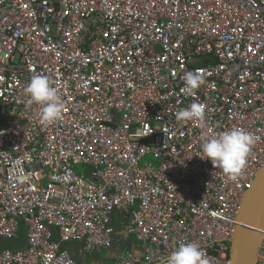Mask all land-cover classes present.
<instances>
[{
    "label": "built area",
    "instance_id": "2783aa9c",
    "mask_svg": "<svg viewBox=\"0 0 264 264\" xmlns=\"http://www.w3.org/2000/svg\"><path fill=\"white\" fill-rule=\"evenodd\" d=\"M197 70L205 83L187 95L181 77ZM36 74L66 104L46 126L41 106H26ZM194 102L207 128L255 135L236 180L201 158L205 129L176 120ZM147 154L157 166L140 164ZM263 164L264 0H0V239L20 223L27 234L0 264H77L64 244H118L114 214L141 250L123 247L116 264H166L188 241L209 264H230L240 202Z\"/></svg>",
    "mask_w": 264,
    "mask_h": 264
},
{
    "label": "clouds",
    "instance_id": "9594fccd",
    "mask_svg": "<svg viewBox=\"0 0 264 264\" xmlns=\"http://www.w3.org/2000/svg\"><path fill=\"white\" fill-rule=\"evenodd\" d=\"M181 79L184 87L181 91L195 96L196 90L205 83V75L201 70L187 71ZM26 106L40 105L39 122L49 125L62 119L66 111L65 101L50 79L41 74L33 75L25 86ZM206 105L191 103L187 108L175 113L177 121H193L201 129H205L200 137L202 159L210 160L213 168L219 169L227 178L236 180L246 167L248 157L256 143L253 133L242 127H232L215 132L206 127ZM26 177L21 175L23 181ZM30 178V177H28ZM166 264H209L206 253L195 242H183L167 257Z\"/></svg>",
    "mask_w": 264,
    "mask_h": 264
},
{
    "label": "water",
    "instance_id": "95a60500",
    "mask_svg": "<svg viewBox=\"0 0 264 264\" xmlns=\"http://www.w3.org/2000/svg\"><path fill=\"white\" fill-rule=\"evenodd\" d=\"M203 60L204 57L192 58L189 63L197 66L201 65ZM238 220L240 224L236 226L230 241V264H256L264 230V164L258 170L252 187L246 190L241 199ZM26 245V227L21 223L16 237L0 239V251L18 250Z\"/></svg>",
    "mask_w": 264,
    "mask_h": 264
},
{
    "label": "crops",
    "instance_id": "0c3cea01",
    "mask_svg": "<svg viewBox=\"0 0 264 264\" xmlns=\"http://www.w3.org/2000/svg\"><path fill=\"white\" fill-rule=\"evenodd\" d=\"M85 167V166H84ZM88 168L85 167L83 172H87ZM118 214H114L113 222L116 227L115 238L118 239V244L114 243L109 249H103L98 252L87 253L83 249L81 242H69L64 244L77 264H116L120 249L128 247L137 254H141L140 247L136 240L127 233L126 224Z\"/></svg>",
    "mask_w": 264,
    "mask_h": 264
},
{
    "label": "rangeland",
    "instance_id": "374dc122",
    "mask_svg": "<svg viewBox=\"0 0 264 264\" xmlns=\"http://www.w3.org/2000/svg\"><path fill=\"white\" fill-rule=\"evenodd\" d=\"M144 163H152L153 165L157 166L158 165V161L153 158V156L151 154H147L141 161L140 164H144ZM85 167L82 165H78L75 167V172L79 173L81 171H84Z\"/></svg>",
    "mask_w": 264,
    "mask_h": 264
}]
</instances>
